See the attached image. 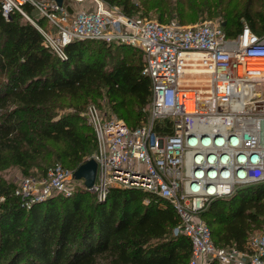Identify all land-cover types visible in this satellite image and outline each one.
I'll return each mask as SVG.
<instances>
[{
  "label": "built area",
  "instance_id": "1",
  "mask_svg": "<svg viewBox=\"0 0 264 264\" xmlns=\"http://www.w3.org/2000/svg\"><path fill=\"white\" fill-rule=\"evenodd\" d=\"M0 7L5 19L17 12L30 22L60 58L76 40L142 52L141 73L151 91L143 124L131 128L93 104L85 111L96 140L95 180L87 190L103 200L112 187H134L170 201L179 219L172 233L191 242L187 264H264V227L247 253L215 245L201 218L212 200L264 182V32L243 23L228 38L218 19L138 20L103 0H0ZM73 172L57 163L41 178L23 177L21 201L70 195Z\"/></svg>",
  "mask_w": 264,
  "mask_h": 264
},
{
  "label": "trees",
  "instance_id": "2",
  "mask_svg": "<svg viewBox=\"0 0 264 264\" xmlns=\"http://www.w3.org/2000/svg\"><path fill=\"white\" fill-rule=\"evenodd\" d=\"M103 1L127 17L134 11L126 0ZM211 5L226 37H235L243 21L264 32V0ZM123 46L130 49L78 40L60 58L30 22L17 12L5 19L0 7V171L14 165L29 175L37 167L44 175L48 165L74 170L85 162L96 140L80 112L96 96L104 95L129 127L143 124L150 81L143 60L118 57ZM67 106L73 111L58 114ZM201 218L215 245L253 253L250 240L264 227V182L212 200ZM178 222L170 201L139 188L112 187L103 200L78 189L27 205L17 185L0 177V264H187L191 242L172 233Z\"/></svg>",
  "mask_w": 264,
  "mask_h": 264
},
{
  "label": "rangeland",
  "instance_id": "3",
  "mask_svg": "<svg viewBox=\"0 0 264 264\" xmlns=\"http://www.w3.org/2000/svg\"><path fill=\"white\" fill-rule=\"evenodd\" d=\"M129 5H132V9L134 10L130 16V18L138 19V20H156V21H177L180 23L181 21L184 25H188L194 22H199L202 20H214L217 19L216 13L213 12V7L211 4H215L217 7H220L222 5H225L226 3L229 6H232L236 3H239V5H242V3L245 2V0H126ZM120 7V6H119ZM117 7L119 10L120 8ZM202 9L203 11H197L198 9ZM215 10V9H214ZM121 11V10H120ZM195 14L197 16V19L192 21L191 18L195 17ZM209 14H212L209 16ZM32 15L35 18H38V13L36 11H33ZM206 15V16H205ZM215 15V16H214ZM161 19V20H159ZM181 20V21H180ZM169 21V22H170ZM180 21V22H179ZM190 21V22H189ZM243 23H246L243 21ZM78 41V40H76ZM91 45L97 46L99 43L97 42H89ZM117 46V44H113V47ZM125 46H128L130 49L125 48L124 46L119 49L118 57L121 55L125 57L127 61H133V62H140L143 60V56L140 55V52L137 50L136 47L133 48V46H129L126 44H122ZM133 49V50H131ZM131 52V53H128ZM133 56V58H130V56ZM261 87H264V82L260 83ZM104 93V90L102 94ZM107 98L104 95L96 96L95 101H88L87 104H84L82 107V110L80 112L81 116L85 118V123H88L87 118L84 116L85 111L88 107V105L93 104L99 108V110L103 113H113L114 112L109 108L107 103ZM150 102V101H149ZM149 103L147 104V106ZM142 108V112L144 115V118L146 120V107ZM58 114H62L65 112H72V107H64V108H57ZM90 126V125H89ZM91 127V126H90ZM95 150L92 152L91 155L87 157V159L91 158V156L94 154ZM56 163V162H55ZM54 165V164H53ZM53 165H48V167H51ZM46 168V169H47ZM41 168L33 167L29 170L30 174L26 175L23 174L21 169L14 165H9L2 171H0V177L4 179L7 182H12L17 185L20 184V181L25 176L35 177V178H41L43 175L40 174L39 170ZM75 170V169H74ZM72 188V193L75 192L78 189H86V187L83 184L82 179H73L70 181ZM94 193L95 197L97 198L96 192L91 191ZM71 193V194H72ZM62 194V193H61ZM53 195V194H52ZM65 195V194H63ZM51 196V195H50ZM67 196V195H66ZM48 198V197H47ZM98 199V198H97ZM258 234V233H257Z\"/></svg>",
  "mask_w": 264,
  "mask_h": 264
},
{
  "label": "water",
  "instance_id": "4",
  "mask_svg": "<svg viewBox=\"0 0 264 264\" xmlns=\"http://www.w3.org/2000/svg\"><path fill=\"white\" fill-rule=\"evenodd\" d=\"M58 5L62 4L63 0H54ZM67 10L71 11V8L67 6ZM223 25V24H222ZM96 162L93 158L87 159L81 163L73 172L75 179H82L86 189L93 186L95 180Z\"/></svg>",
  "mask_w": 264,
  "mask_h": 264
}]
</instances>
